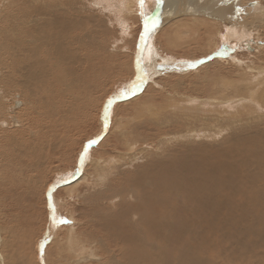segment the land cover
<instances>
[{
  "label": "bare ground",
  "instance_id": "obj_1",
  "mask_svg": "<svg viewBox=\"0 0 264 264\" xmlns=\"http://www.w3.org/2000/svg\"><path fill=\"white\" fill-rule=\"evenodd\" d=\"M47 1L48 0H5V2H7L5 4L6 8H8L9 5H14V13L12 15L8 14L1 17L13 19L10 20L11 24L8 26L9 34L7 37L11 39L12 35L15 36V38H12L13 40L10 47L4 45L5 47L0 48V58L2 61L1 66L3 65L1 69L3 75L7 77L8 80L11 77H15L17 79L16 84L15 82L12 84L11 81L10 83L13 88L20 90L25 97L34 98L39 96L42 98L46 92L51 95L46 106L42 108L45 109V116L41 117L42 119L38 120L39 122L36 121V125L38 130H44L49 146L55 150L56 147L63 145V142L67 143L65 139L68 134H65L63 129H68V124H73L71 122L74 118L73 116L78 115L79 110L83 109L84 111L85 102L82 103L81 99L78 98L76 103L73 104L74 92L72 89L69 90L70 92L64 93L67 91V87H71V82L73 80L79 81L83 76L79 77L72 73L73 70L71 67L69 68L70 72L66 73V69L61 65V62H58L52 52L48 49L51 48L49 46L53 44L52 41L48 46L51 41L50 39L53 38L55 42L59 44H67V46L68 44H73L78 46L81 50L85 47L83 42L87 31H89L90 37L88 42H86V45L88 46V49H95L97 44V31L95 27L97 28L98 21L101 30L105 29L103 22L107 26L113 24L120 26L117 35H120V39L123 40L127 38L128 35H131V32L135 28V23H129L128 16L135 15L131 6L134 2V5H139V2L137 0H97L102 4L101 9L106 13L105 15L103 13L104 17L100 15L103 18L99 20V17L97 18L96 13H94L95 10L89 9V7L85 6V3H88L86 0H66L67 3L64 1L66 4H62L59 1H48V3H46ZM1 2L0 4H2ZM92 2L93 1H90V5ZM245 3H252L253 6H251L254 7V9L244 13L243 5ZM5 5L0 6L5 7ZM164 5H167V8L162 11L161 7ZM238 9H241L242 11L240 12ZM155 10H158V12L162 11V14H160V23L164 17V22H167L168 24L170 23V25L160 33L159 38L164 35L166 37L164 45L171 48H178L179 46L186 45L190 48L192 45H198L196 43L199 42V39L203 38L207 40V48L211 47V42L215 37L220 36L219 31L225 32L222 38V43L224 45H226V43L228 44V38L234 43L236 39L240 40L242 37H246L251 30L256 32L257 35L264 31V0H163V3L159 8L156 7V0H144L143 11L146 15L149 13L155 14ZM136 12L139 16L138 22L141 21V23H143L142 17L140 16L141 8L139 7ZM230 13L236 17L243 14V21L247 23L251 21V23L249 22L251 30L244 31L242 30L244 28H240L242 33L241 35H238V29L236 27L232 28L233 24L232 27L229 24ZM172 14L173 16H171ZM240 22L242 21L239 20L238 23ZM131 23L133 25H131ZM3 25L4 24L2 23L1 28L4 32ZM210 26H214L217 29L213 31ZM128 30L129 32L127 33ZM156 32L157 30L148 37V45L143 50L142 68L143 72L147 74L146 78L139 84L134 95L128 94L119 102H123L122 106H126V104L128 105L130 102V104H138V109L136 110L138 119L147 113L149 114L146 116L147 121H151L155 127L159 128L154 130L156 135L152 134L153 139L157 142L158 153L165 151V148H170L168 146L171 145V142H175L177 148L189 149V152L191 153H194V148L190 147L202 149L205 153L199 160V163L201 164H196L193 159L189 161V152L187 150H185L187 156L184 157L182 154L172 156L168 152H165L164 155L166 154L167 156H165L164 159L152 162L149 165V168L142 169L136 173L135 181H129L130 184L126 195V198L136 201V204L133 206L128 205L126 207H119V211L109 213L113 208L112 197L109 194V196H105L104 194V196L101 195L99 201H105L106 205L111 206L108 208H101L103 213L99 210V213H101L100 219H104L102 224H104V227L109 228L108 236L111 242L107 243L109 245L107 250L110 253V257L107 260L108 264H142L143 262H146L145 264H150L147 259L151 257L156 258V262H159V259H161L165 260L167 264H170L173 259L177 260V257L182 258L181 256L185 250L183 249L184 251H182L181 249H178L177 253H175L173 250L174 247L165 248L160 245V248H155L144 242L147 241L146 238H149L153 243L162 242L167 245L173 242L174 244L175 242L176 244L180 243L184 240L182 232L187 229L192 231L190 228V226L193 228V225H191L192 223L194 224V222H197L198 220V223L202 224V222H205L207 215H214L227 209L231 212H233V208L236 210L240 209L239 211H242L241 215L243 219L245 218L244 220H246V217H251L250 221L252 223H255L258 226H264V47L255 48L254 55L257 56L256 58L259 60L258 62L255 61L256 64L254 61L252 62L250 60L251 57L246 55L243 57V61L239 64L225 65L228 67L231 66V68L234 69L231 71L234 72V77L238 78L236 80L234 79L235 81L226 82L223 79L219 78L220 80H217L212 77L204 83H197L196 87H191L186 84V87L193 89V91H198V89L202 87V93L189 96L181 95L180 97L178 91H176L175 94L173 93L161 97V103L159 102L160 104L158 105H150V101H147L149 103V106H147L139 104L143 102L141 100L139 101V99L147 94L149 89H154L155 86L159 85H157L156 82H153V77L159 73H163L164 67H179V65H173V59L166 57L168 55L171 57L173 53L172 55L167 53L168 55H165V57H160V55L156 53V49L153 51L152 38ZM1 34L3 33L1 32ZM24 37L30 38L31 41L25 40ZM133 38V44L128 43L133 47V57L131 58L130 55L129 61L126 60V62L123 64L120 63L117 66V74L119 75L121 73L122 75L125 72H129L130 75L128 74L127 77L132 76L130 77L131 80L127 81V83H119L120 86L118 89L116 88L113 97L119 95L122 90L130 88L132 83L137 80V77L142 75L137 67V57L139 52L137 47L139 45V40L136 44V38ZM5 42L7 43V41ZM56 47L57 46H55V48ZM99 48L102 49L98 46L97 49ZM225 48L226 47H223V49ZM55 50L57 51V49ZM56 51L54 53H56ZM187 56L182 57L187 59H192L194 57L193 55ZM99 58L100 55L98 53L85 56L86 66H88L86 68H89V66L91 68L94 62H97L95 59L98 60ZM150 58H152V60ZM155 60H159V62L155 63ZM191 64L192 63H187L184 65L191 67ZM181 65H183V63H181ZM53 66H61L63 67V71L58 74L53 71ZM96 66L97 65H95V67ZM216 67L219 69L218 71H214L215 69L217 70ZM222 67V65L218 64L205 65L204 67L197 69L194 74L189 73L185 76L179 77L177 80L189 77L193 78L205 72L207 69L209 70V68H211L214 73L222 72L224 71L220 69ZM191 68L194 69V66ZM84 72L86 76L82 78V81H84L85 78H91L92 76V71L90 72V70L85 69ZM237 73H239L241 77L238 76ZM87 74L89 76H87ZM67 76H70V79H67ZM207 77L208 76L202 80L207 79ZM91 79L94 81L95 76ZM55 83H59V85ZM184 84L185 83L180 82L179 84L172 85V88H183L181 86ZM38 85L40 87H38ZM143 88H145V93L140 95ZM148 93L150 94V92ZM164 93L166 94V92ZM23 95L20 97L23 98ZM64 98L66 101H64ZM18 100H20V98ZM22 103L24 105L23 101ZM117 103L118 102H113L111 105L109 109V117L111 114L114 116V111H111V108L115 110V107L113 106L115 104L117 105ZM14 104L15 107L19 106L18 102L17 104ZM102 105L103 103L101 104V107ZM8 108V116L5 115L6 121L0 122V131L5 127V129H8L9 127H19L21 124V122L19 123V120L16 119L15 115H19L17 111L22 109L23 106L17 109H12L11 106ZM183 108L186 109L187 113H185L186 111L183 112ZM2 109L1 104L0 110ZM179 112H183L185 115H182ZM195 112L200 113L199 115H202V117L192 114ZM103 113L104 109L101 118H99L102 121L100 120L101 133L98 135L103 136L102 142L109 134L106 132L107 129L104 128ZM158 115H162V117L157 118ZM191 119H193L192 121L200 119L208 123H213V127L206 123L207 129L203 127L204 125L194 128V125H192L190 121ZM40 121L41 123L44 121V123L39 125ZM147 123L151 126L150 122ZM74 125H76L75 122ZM164 125L168 126V128L166 132L162 133V130L160 129ZM71 126L74 128L73 125ZM140 127L138 126V128ZM57 128H60V131L57 132L54 130ZM138 128H133V131ZM170 128L173 130H170ZM175 129L178 130L175 131ZM158 130H160V132ZM28 133L30 134V131H28ZM0 134L2 135L3 132ZM29 134L27 140L32 141L34 138L33 136H35L36 133L31 132V134ZM226 134L228 137H225ZM8 135L10 136V134ZM58 135L62 136V138L58 139ZM3 136L4 135H2L1 138H3ZM121 136H124V132ZM133 136L134 132H129L128 136H124L125 146L128 149H131L132 146L136 144V140H133ZM0 141L3 140L1 139ZM147 141H149V139ZM139 142H141V140ZM30 143L31 144L28 145H31V148L35 150L32 142ZM93 146L95 145H92L89 148L88 155L85 157L83 165H80V159H78L75 170L70 173L66 171L67 174L65 171L58 174V179L60 181L68 178L67 176L71 177V181L61 187L64 191L71 193L81 184L90 185L88 182L91 181V179V182L94 181L97 186L101 185V187H104V183L107 179L105 177L107 171L104 167L108 164L102 161L100 164H96L95 161L91 162L92 160L90 161L89 153L91 149L93 150ZM224 146H227V151L224 150ZM26 147L25 150L31 151ZM22 148L23 145H20L16 147V150L21 151L23 150ZM131 152L133 153V148ZM181 152L183 151H180L179 153ZM214 152L221 158V160L214 161ZM48 153H51V151L49 152V149ZM141 157L142 159L145 158L143 154ZM204 162L206 165H203ZM220 162L226 167L221 166ZM87 163H92L93 169L91 168V170H94V175H90L91 178H87L88 175L86 176L82 174L83 168ZM78 167L80 168L79 171H77ZM122 168L123 167L117 168L116 172L121 174ZM149 174L154 176L160 174L164 175L160 178L156 177L155 179L151 178ZM57 189L58 188H54L51 192V200L55 206V215L58 217V215H60L59 212H61L60 205L62 203L60 204L56 199L57 197L55 194L53 195ZM235 198H237L239 202L236 203ZM47 199L49 204V197ZM47 208H49V206ZM104 212L107 213L105 214ZM246 212H249V214L247 215ZM180 213L184 214L185 217L182 216L181 218ZM48 214L51 216L50 210H48ZM116 215H118V217ZM68 221H71V219L69 218ZM49 222L50 225L47 226L48 237L46 236L45 240H47V238L51 239L55 230L57 231L58 228H61V225L59 227H53L51 219ZM68 228L66 249L68 253L71 251L70 253H73L74 255H71L74 260L68 264H77L78 262L79 264L81 262V264H83V260L86 259L98 261L99 257H94V259H92L91 256L89 258L83 257L81 250L84 249L86 243L79 239L76 231L72 227L69 226ZM192 236H195V234ZM50 239H48L47 242ZM45 240H43L42 243H36L38 248H34L35 258L37 262L39 260V264H45V249L42 253L40 250L41 245L44 247L46 243ZM2 241L0 235V245H2ZM73 241L77 247L72 245ZM103 244L106 245L105 241H103ZM134 245L138 246L135 247ZM133 246L138 250L136 255ZM145 250L148 251V254ZM254 255L256 256V254ZM174 257H176V259ZM222 257L223 256H220V258ZM183 258L177 261V263H175L176 261H173L174 264H180ZM250 259L252 258H249V260ZM222 260L224 259L222 258ZM87 261L88 260H86V262ZM226 262L227 261H225V263ZM259 262L262 263V260H259L257 263ZM3 263V253L0 251V264ZM166 263L160 261L158 264ZM153 264H155V262H153Z\"/></svg>",
  "mask_w": 264,
  "mask_h": 264
},
{
  "label": "rangeland",
  "instance_id": "obj_2",
  "mask_svg": "<svg viewBox=\"0 0 264 264\" xmlns=\"http://www.w3.org/2000/svg\"><path fill=\"white\" fill-rule=\"evenodd\" d=\"M48 1L49 2L59 1L62 4L67 3L66 0H48ZM48 1L46 3H48ZM64 1L66 3H64ZM86 1L88 3L87 4L85 3V6L89 7V9H94L95 10L94 13H96L97 18L99 17L98 18L99 20L102 19L106 13L101 8H96L97 10L95 9V7L93 8L92 5L94 0H86ZM90 1H93L91 5H90ZM0 2L2 3L0 4L1 6L7 3L5 2V0H0ZM134 3L132 4L131 8L134 11L135 15L132 16L129 15L128 17H129V23L130 22L135 23L134 26L135 28L131 32V35H128L127 38L123 40L120 39V35H117V32H119L120 30V26L114 24L113 25L109 24L110 26H107L103 22L105 29L101 30V27L99 28L100 24L98 21H97V28L95 27L97 31L96 38L98 45L96 44L95 49L92 48L88 49V46L86 45V42H88L90 37L89 31H87L85 35L86 36L85 40L83 42L85 47L81 50L78 46H75L73 44H68L67 46V44H59L55 42L53 38L50 39L51 41L49 42L48 46L51 44L52 41L53 44L49 46L51 48H48V46L47 48L55 56V59H57L58 62H61V65L66 69V73L70 72L69 68L71 67L73 70L72 73L78 75L79 77L83 76L82 78H84L86 76L84 72L85 69L90 70V72L92 71L91 78L95 76L94 81L91 78H85L84 81H82V78H80L79 81L73 80L71 82L72 88L67 87V91L64 92V93H68L70 92L69 90L72 89L74 92L73 104H75L78 98H80L82 103L85 102V107H84V111L83 109L79 110L78 112L79 116L78 115L73 116L74 118L71 121L73 124L71 125H73L74 128L70 124H68L69 125L67 126L68 129H63L65 134H68L66 135L67 137L65 139L67 143L63 142V145H61L62 147L61 146L56 147L55 150H53L49 146L46 138V133L44 132V130L41 131L38 130L36 125L37 124L36 121L39 122L38 120H41L42 119L41 117L45 116L44 113L45 109L42 108L46 106L51 95L48 92H46L42 98H40L39 96H36L34 98L25 97L20 90L13 88L12 86L13 82H15L16 84L17 79L15 77L14 78L11 77L13 79L10 80L11 78H9L8 80L7 77L3 75V72L1 70L3 65L1 66L2 61L0 58V71H1L0 72L1 73L0 74V91H1L0 107L2 104V108H3L2 110H0L1 113L0 122L6 121L5 115H7L9 109L8 107L11 106L12 109L15 108L17 109L23 106L22 109L17 111L19 115L17 116L15 115L16 119L19 120V123L21 122L19 127H11V128L9 127L8 129H5L6 128L5 127L3 130L0 131V133L3 132L2 135H4L3 138H1L2 135L0 134V140L1 139L3 140L0 141V143H2L0 144L1 145L0 147V235L3 240L2 241L3 246L0 245V251L3 253V262H4L3 264H39L38 263L39 260L37 262L35 258V249L36 247L38 248L37 244L40 242L42 243V241L45 240V237L48 235L47 226L50 225L49 224L50 216L48 214L49 208H47L49 206L47 193L49 191V188L52 186L53 182L57 180L59 173L63 171L65 172L68 171V173H70L76 169L77 167L76 163H78V159H80L79 158L81 154L80 152L83 151L85 144L89 140L96 138L101 133L100 132L101 119L99 118H101L102 111L105 108L104 107L105 103L107 102V100H109V98L113 97L116 88L118 89L120 86L119 83L121 82L127 83V81L131 80L130 77L132 76L127 77L129 72H125L122 75L120 73L118 75L117 66L120 63L123 64L124 62H126V60L129 61L130 55L131 58L133 57L132 56L133 47H131L128 43L133 44V39H134L133 37H135L136 38L135 42L137 44L140 36L139 34L141 32V29L143 28V23H141V21L138 22L139 16L136 12V10L139 9L140 6L137 4H135L136 5L135 6ZM251 5L252 3L249 4L245 3L243 5L244 13H247V11L254 9V7H252L253 5L252 6ZM1 6H0V24L2 25L3 23L5 25V26L3 25V30H5L4 32L2 31L1 28L2 26L0 25V31L3 33L1 34L0 32V48H3L5 46L10 47L11 42L15 38V36L11 35V39L7 37L9 34L8 26L11 24L10 20L13 19H6L5 17H1V16L4 15L6 16L8 14L12 15L14 13L13 11L14 5L12 6L9 5L8 8H6V5L5 7H1ZM165 8H167V5L161 7L162 11L165 10ZM99 11L101 12V14ZM162 11L158 12L157 10L156 13L160 15L162 14ZM100 15H102L103 17ZM242 15L236 17L231 13L229 14V19H230L229 24L231 27L233 24L232 28L236 27L238 29L237 30V33H239L238 35H241L242 30L244 31L251 30V25H250L251 21H249L250 23L243 21L244 16ZM133 16L135 17V19ZM171 16H173V14ZM239 20L242 22L238 23ZM164 21H165V17L161 20V23H163ZM131 25L133 24L131 23ZM169 25L170 23L160 26L157 29V32L153 35L152 38L153 51L156 49V53L159 54L160 57L161 56L165 57V55H168L169 53L170 55H172L173 53L172 55L173 57L172 56L169 57V55L166 57L173 59L174 61L173 65L174 64H176L174 66L179 65L178 68L180 70H182V67L185 66L184 64L181 65V63H179L181 61L185 63H192L191 67L194 66V62H198L201 59H204L205 61H201V64L194 69H192L191 67H186V70L182 72L167 71L169 70V68L164 67L165 70L163 73H159L158 75L153 77L154 79L153 82H156L157 85L158 84L159 85L155 86L154 89H149L148 92H150V94L147 92L149 97L147 96V94L142 96L143 98L141 97L139 101L141 100L143 102L139 104H143L147 106H149V103L150 105H158L161 103L162 100L161 97L168 96L173 93L175 94L176 91H178L180 97L181 95L189 96V95L201 94L203 90L202 87H200L198 91H193V89L186 87V84H188L191 87H196L197 83H204L209 79H211L212 77L217 80L223 79L226 82L235 81L238 78L234 77V72L231 71L234 69L231 68V66L228 67L225 65L239 64L243 61V57L246 55L251 57L250 60L252 62L254 61V63L256 64L255 61L258 62L259 60H257L258 59L256 58L257 56L254 55L255 48L264 47V31L258 34L259 35L258 36L257 33L254 32L253 30H251L253 32L251 31L249 32V34L251 33L250 34L251 36L246 33L249 37L246 35V37L244 36L240 39L241 41L239 39H236L237 41L235 40V42L233 43V41H231L228 38L227 40L228 44L226 43V45L222 43V38L225 32L219 31L220 36L215 37V39L211 42L212 46L208 48H207L208 45L207 40H205L204 38L199 39V42L196 43L198 45H194V46L192 45L190 48L187 45H186L187 48L186 46H179L178 48L166 47V45H164L165 43L164 40L166 37L163 35L160 36L159 38V35ZM210 27L212 28L211 30L213 31L217 29L214 26H210ZM240 28H244V29L241 30ZM129 30L127 31V33L129 32ZM256 35L258 36V38ZM24 39L27 41H31V39L28 37H24ZM5 41H7L8 44ZM55 46L57 47L55 48ZM98 46H100L102 49L100 48L97 49ZM223 47L226 48L223 49ZM55 49H57V51ZM55 51L56 53H54ZM97 53L100 55V58L98 60L95 59L97 62H94L91 68L90 66L89 68H86L88 66H86L87 64L85 62V56H89ZM224 53L227 54L225 55ZM188 54L193 55L194 57L192 59H187L182 57V56H187ZM150 59L152 60V58ZM158 62L159 60H155V63ZM214 64L222 65L223 67L220 69L224 71L214 73V71H218L219 69L216 67L217 70L215 69L214 71H212L211 69L212 67H211L209 68V70L207 69L205 72L193 78L189 77V78L177 80L179 77L185 76L189 73L194 74V72L197 69H200L205 65L208 66ZM95 65L97 66L95 67ZM63 67L53 66V71L60 74L63 71ZM237 75L241 77L239 73H237ZM87 76L89 75L87 74ZM206 76H208L207 79L202 80ZM67 79H70V76H67ZM10 81L12 82V84L10 83ZM179 81L181 83H185L184 84L185 86L182 85L181 87L183 88L179 87L173 89L172 85H175L177 83L179 84L180 83ZM55 84L59 85V83H55ZM38 87L40 86L38 85ZM144 89L145 88L141 90L140 95L141 94L143 95L145 93ZM164 92H166V94ZM21 95H23V98L20 97ZM19 98L20 100H18ZM22 101L24 102V105ZM64 101H66L65 98ZM147 101L150 102L148 103ZM17 102L19 106L15 107L14 103L17 104ZM102 103L103 105L101 107ZM122 103L123 102H119L117 103V105L115 104L113 106L115 107V110L111 108V111L112 110L114 111V116L113 114H111L109 127L106 130V132L109 134L107 135L106 133L107 137L105 138V140H103L102 142L101 139V141L98 144H95V146L92 147L93 150L91 149L89 153V159L90 161L92 160L91 162L95 161L96 164H100L102 161L108 164L107 166L104 167V169L107 171V174L105 175L107 179L106 182L104 183V187H101V185L97 186L94 181L91 182L92 181L91 179V181L89 182L87 181L88 183H90V185L81 184L72 191L73 193L71 192L72 194L68 193L67 191H64L61 187L55 190V192L53 193V195L55 194V196L57 197L55 198L60 202V204L62 203L60 205L61 212H59L60 215H58V218L63 217L66 220L70 218L71 223L61 225L60 229L58 228L57 231L55 230L51 239L47 238V240L48 239L50 240L46 242L43 247V250L45 249V256H44L45 264H68L69 262H72V260H74L73 253H70L71 251L68 253L66 249V238L68 236L69 226L76 231L79 239L84 243H86L84 245L85 246L84 249L81 250L83 257L89 258L91 256L92 259H94V257H99L98 261L86 259L88 260L86 262V260H83L84 261L83 264H88V263L108 264L107 260L110 257V253L107 250L109 248V245L107 243L111 242V240L108 236L109 228L104 227V224H102V221H104V219L103 220L100 219L101 213H99V210H101V208L104 207L108 208L111 206L106 205L105 201L104 202L99 201L101 195L103 194L105 196L110 195L112 197L113 208L112 210H110L109 213H115V211H119L120 210L119 207H126L128 205L133 206L136 204V201L126 198V195H127V189L129 188V184H130L129 181H135L136 173H138L142 169L149 168V165L152 162L164 159L165 156H167L166 154L164 155L165 152H168L172 156H175L176 154H182L183 157L187 156L185 150L189 152V149L177 148L175 142H171V145L168 146L170 148H165L164 149L165 151L158 153L157 142L153 139L152 134L156 135L154 130L156 128L157 129L159 128L155 127V125L151 121H147L146 116L149 114L147 113L146 115H144L143 117H139L140 119H138V115L136 114L137 113L136 110L138 109L137 106L138 104H130L131 103L130 102L128 103V105L126 104V106L125 105L122 106ZM183 109H184L183 112H185L186 109L185 108ZM183 112L182 113L179 112V113H181L182 115L183 114L185 115V113H187V111L185 113ZM192 114L193 115L195 114V116L198 117H202V115H199L200 113L195 112ZM161 117L162 115H158L157 118H161ZM192 120L193 119H191L190 121L192 125H194V128H198L204 125L203 127L207 129L206 123L211 127H213V123H208L200 119H196L194 121ZM74 122L76 125H74ZM147 122H150L151 126ZM43 123L44 121L42 123L40 121L39 125ZM197 123L200 125H198ZM152 125L154 128L152 127ZM138 126L139 127L142 126V127L138 128ZM136 127L138 129H135L133 131V128ZM167 128L168 126L164 125L163 127H161L160 130H162V133H164L167 131ZM54 130L58 132L60 131V128ZM160 130L158 131L160 132ZM170 130L173 129L170 128ZM177 130L175 129V131ZM28 131H30V134L31 132L36 133V135L33 136L34 138L32 139V141L27 140L29 134ZM123 132H124V136L126 135L128 136L129 132H134L133 140L134 141L136 140V144L132 146L134 154L131 152L132 148L128 149L125 146L126 145L124 142L125 137L121 136ZM8 134H10V136ZM225 137H228L227 134L225 135ZM57 138L60 139L62 138V136L58 135ZM148 139L149 141H147ZM140 140L141 142H139ZM30 142H32V145L34 146L35 150L31 148V145H28L31 144ZM20 145H23L22 148L23 150L21 151L16 150V147ZM25 147L31 151L25 150ZM190 148H194V153L189 152V156H188L189 161L193 159L195 160L196 164H201L199 163L200 162L199 160L201 159V156L205 153V151H202V149L199 148L197 149L195 147H190ZM48 149L49 152L51 151V153H48ZM224 150L227 151V146H224ZM180 151L183 152L179 153ZM142 154L145 156V158L143 159L141 157ZM213 159L215 162L221 160V158L215 152L213 153ZM220 164L221 166L226 167L223 165L222 162H220ZM203 165H206L205 162L203 163ZM121 167H123L122 173L118 174L116 172L117 168H121ZM91 168L93 169L92 163L91 164L87 163L83 168L82 174L86 176L88 175L87 178H91L90 175L94 173V170H91ZM149 175L151 178L156 179V177L160 178L164 174H160L158 176H154L152 174ZM235 202L237 203L239 202V200L235 198ZM239 210L240 209L236 210L233 208L232 209L233 212L227 209L225 211L219 212L214 215H207L205 222H202V224L198 223L197 220V222L191 224L193 225V228L192 226L189 225L192 231L187 229L186 231L184 230L182 232V235H184L182 236L184 238V240H182L183 242L181 241L180 243L177 244L176 242L175 244L173 242L168 244V245L174 244L172 246H168L167 244H163L162 242L153 243L152 241L149 240V238H146L147 241L144 242L150 246H154L155 248L158 247L160 248V245L162 247L164 246L165 248L174 247L173 250L175 253H177L178 249H181L182 251L185 250L183 252V255L181 256L182 258L183 257L184 258L183 260H181L180 264H185V263L186 264L189 263L190 264H196V263L197 264H204V263L205 264H240V263L256 264L259 260H262V263L259 262L257 264H264V248H263L264 226H258L255 223H252L250 221L251 217H246V220H244L245 218L243 219L241 215L242 211ZM100 212H102V210ZM246 214L248 215L249 212H246ZM116 216L118 217V215ZM180 216L181 218L182 216L185 217L184 214L181 213ZM193 234H195V236H192ZM103 241H105L106 245L103 244ZM72 245L77 247L74 241ZM134 246L137 247L138 245H134ZM134 246L133 248L136 255L138 250ZM146 252L148 254V251ZM254 254H256L257 257ZM220 256H223L222 258L224 260H222ZM152 258L154 261L152 260ZM174 258L176 259V257ZM177 258H178L177 260L173 259L170 264H174L175 261H176L175 263H177V261L182 259L180 257ZM249 258H252L253 260L252 259L249 260ZM155 260L156 258L154 257L147 259L148 263L150 264H153V262H155V264H158L160 261L162 263L164 262L166 263L165 260L159 259V262H156ZM225 261L227 262L225 263ZM145 263L146 262H143L142 264ZM77 264H79V262Z\"/></svg>",
  "mask_w": 264,
  "mask_h": 264
},
{
  "label": "snow or ice",
  "instance_id": "obj_3",
  "mask_svg": "<svg viewBox=\"0 0 264 264\" xmlns=\"http://www.w3.org/2000/svg\"><path fill=\"white\" fill-rule=\"evenodd\" d=\"M138 2L140 5V8H141L140 16L142 17V20H143V30H142L140 37H139V45H138L139 52H138V57H137V67H138L139 71L142 73V75L137 77V80L132 83L130 88H126L120 92L119 95L121 97H126L128 94L134 95L136 89L139 87V84L142 83L143 80L146 78L147 74L143 72V68H142L143 50L147 45L148 37L150 35H152L158 29L159 24H160V15L158 13H155V14L149 13L146 15L143 11L144 0H138ZM162 3H163V0H156V7L159 8V6ZM92 6L95 8H101L102 4L97 2V0H94ZM239 11H242V10H239ZM224 54L226 55L227 53H224ZM112 104H113V99L109 98V100L107 101V104L104 108V113H103V123H104L105 129H107L109 126V122H110L109 109H110ZM101 139H103V136H98L97 138L89 140L87 142V144L84 146L83 151L80 154V165H83L85 157L88 155L89 148L92 145L98 144ZM79 170H80V168L78 167L77 171H79ZM63 183L67 184V183H69V181H63ZM52 191H53V189L49 188V208L51 211L50 219L52 221L53 227H59L60 225L71 223L70 221L64 219L63 217L58 218L55 215V206L51 200V192ZM45 242H47V240H45ZM40 250L42 253L43 252V245H41Z\"/></svg>",
  "mask_w": 264,
  "mask_h": 264
},
{
  "label": "water",
  "instance_id": "obj_4",
  "mask_svg": "<svg viewBox=\"0 0 264 264\" xmlns=\"http://www.w3.org/2000/svg\"><path fill=\"white\" fill-rule=\"evenodd\" d=\"M181 13V12H180ZM165 23H167V22H163V23H160L159 24V27L160 26H162V25H164ZM143 29V28H142ZM142 29H141V32H142ZM141 32H140V34H141ZM139 34V35H140ZM140 37V36H139ZM138 48V47H137ZM137 51V50H136ZM201 61H205L204 59H201L200 61H198V62H194V68H195V66L197 67V66H199L200 64H201ZM179 63H183V64H187V63H185V62H179ZM178 64V63H177ZM174 65H176V64H174ZM186 67L187 66H183L182 67V70H180L179 68H170L169 67V70L168 71H176V72H182V71H184V70H186ZM187 69H189V68H187ZM164 70H165V68H164ZM112 99H114L113 100V102H118L119 103V101H121V100H123L124 99V97H121L120 95H115L114 97H111ZM108 101V100H107ZM106 104H107V102H106ZM106 104H105V106H106ZM104 106V107H105ZM87 144V143H86ZM85 144V145H86ZM68 178H65V179H63L62 181H60L58 178H57V180L56 181H54L55 183H53V185L50 187V188H52V189H54V188H60V187H62L65 183H63V181H71L70 180V176H67ZM49 197V191H48V193H47V198ZM49 210H50V208H49Z\"/></svg>",
  "mask_w": 264,
  "mask_h": 264
}]
</instances>
